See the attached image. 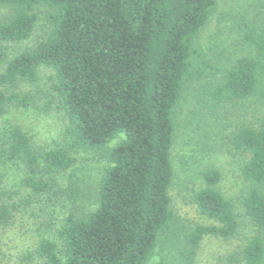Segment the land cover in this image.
<instances>
[{"label":"trees","instance_id":"1","mask_svg":"<svg viewBox=\"0 0 264 264\" xmlns=\"http://www.w3.org/2000/svg\"><path fill=\"white\" fill-rule=\"evenodd\" d=\"M215 5L216 0H0V8L10 10L0 19V117L11 106L30 103L29 94L9 88L34 82L38 66H49L53 97L68 120L65 134L81 149L103 150L108 162L94 207L80 213L71 207L53 236L39 238L27 251V262L149 260L173 224L168 188L175 108L186 84L215 69L217 79L206 89L213 104L255 96L262 105L255 122L236 126L228 136L246 157L241 175L248 188L241 206L254 233L225 264H264V23H244L241 40L248 52L218 68L195 45ZM39 8L45 11V36L13 53L9 44L31 35ZM0 161L20 164L28 191L17 201L15 192L0 190V232L14 225L19 203L74 202L77 193L60 188L57 179L73 164L65 146L38 149L19 126L9 125L0 137ZM202 175L206 185L192 201L213 223L197 224L186 234L184 264L205 235L231 238L238 227L234 203L215 188L219 171Z\"/></svg>","mask_w":264,"mask_h":264},{"label":"rangeland","instance_id":"2","mask_svg":"<svg viewBox=\"0 0 264 264\" xmlns=\"http://www.w3.org/2000/svg\"><path fill=\"white\" fill-rule=\"evenodd\" d=\"M8 7L0 8V19L9 14ZM37 19L31 35L10 43L13 53L30 48L47 31L45 11L35 9ZM244 23H264V0H216L210 17L195 41L206 61L222 68L229 60L247 53L241 40ZM217 70L206 73L186 84L175 108L176 130L170 148L172 180L168 188L169 206L173 213L171 229L161 234L154 251L145 264H184L182 250H187L185 236L197 224H212L201 215L193 201V193L206 185L203 172L217 169L220 178L215 188L234 203L238 227L231 238L205 235L199 242L190 264H225L228 256L237 251L254 227L243 214L241 198L248 183L241 175L246 157L230 144V132L240 124L255 122L262 105L255 96L237 102L213 104L206 89L217 79ZM54 72L40 65L34 82L18 81L10 90L27 93L30 103L26 107L11 106L0 117V137L9 125L19 126L38 149L63 145L73 158L72 166L57 179L60 188L76 192L73 203L51 204L46 199L30 204H18L14 225L0 232V264H39L27 262L25 254L43 236H53L61 218L71 207L75 212H86L95 205L99 179L108 166L104 151L84 150L75 146L65 134L68 120L57 108L51 90ZM113 139L108 146L114 144ZM2 183L0 190L15 192L17 201L28 196L22 185L23 171L19 163L0 161ZM70 184V185H69ZM68 186V188H67ZM59 192H66V191ZM58 192V191H56Z\"/></svg>","mask_w":264,"mask_h":264}]
</instances>
